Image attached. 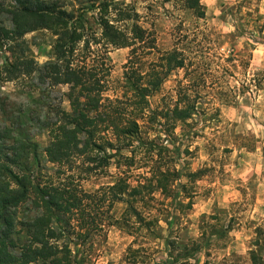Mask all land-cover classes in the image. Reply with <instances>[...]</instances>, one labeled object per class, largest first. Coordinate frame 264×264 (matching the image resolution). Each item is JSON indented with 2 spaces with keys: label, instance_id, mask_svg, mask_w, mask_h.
I'll return each mask as SVG.
<instances>
[{
  "label": "clouds",
  "instance_id": "1",
  "mask_svg": "<svg viewBox=\"0 0 264 264\" xmlns=\"http://www.w3.org/2000/svg\"><path fill=\"white\" fill-rule=\"evenodd\" d=\"M114 4L128 15L113 24L117 12L109 9V24L123 35V43L114 45L99 25L88 33L85 24L86 34L77 41L68 68H96L97 79L104 77L98 94L103 107L92 117L105 108H120L119 128L128 129L131 122L137 131L126 132L118 143L116 127L107 126L99 135L113 147L69 157L62 169L47 165L53 188L74 191L78 197L105 198L100 211L111 218H103L83 247L69 243L72 256L79 252L77 258L87 257L88 264H264V0H114ZM44 15L47 26L33 17L19 37L25 55L38 69L64 65L53 50L60 34L71 32L74 23L64 28L52 14ZM94 15L87 12L86 18ZM76 31L80 33L79 28ZM12 43L9 40L5 47ZM129 61H134L131 67L140 77L139 88L125 79L129 70L124 65ZM5 67L0 57V72ZM32 76L35 79L37 73ZM19 81L28 78L22 74L0 84V97L19 99L26 109H35L39 90L27 98ZM70 87L59 85L54 93L69 114L71 102L65 94ZM142 89L150 94L141 99ZM165 111L167 121L158 114ZM47 136L45 132L34 137L33 143L47 148ZM86 155L110 157L103 176L83 171L95 167L86 162ZM117 160L132 161V166L118 167ZM158 164L162 166L157 173ZM57 170L62 175L55 178ZM126 174L131 179L125 180ZM161 174L170 176L171 195L156 187ZM121 180L130 186L128 191L148 181L156 189L149 207L133 206L140 220L128 210L126 194L112 199L110 190ZM33 203L39 201L30 193L26 206L31 209Z\"/></svg>",
  "mask_w": 264,
  "mask_h": 264
},
{
  "label": "trees",
  "instance_id": "2",
  "mask_svg": "<svg viewBox=\"0 0 264 264\" xmlns=\"http://www.w3.org/2000/svg\"><path fill=\"white\" fill-rule=\"evenodd\" d=\"M5 1L7 0H0V15L5 14L9 18L11 27L7 28L15 29V31H6V26L0 21V57L4 58L6 64L3 72H0V82L18 80L22 74L30 78L35 71L37 79L44 85L55 87L69 84L71 86L66 94L71 102V113L58 109L54 119H49L44 125L50 139L44 153L50 164L62 169L64 164L70 163L69 157L78 158L85 153H91L93 149L103 152L105 146L113 147V144L106 143L104 137L99 135L107 130V126L116 127L118 143L126 132L137 131L131 122H129L130 128H119V125L123 123L120 108H105L102 113L92 117L90 115L92 112H97L103 107L99 104L98 94L104 87L100 83L104 77L100 76L97 79L96 68L91 71H85L83 68L78 70L68 68L77 41L86 34L84 32V25L87 24L85 11L74 8L72 12L62 11L66 5L60 0H10L14 4L6 6ZM110 8L113 12H117L113 24L127 19L128 15L125 11H119V5L114 4V0H101L95 7L99 10L97 25L103 28L104 36L115 45L123 43V35L109 24ZM44 14H52L54 21H59L64 28H67L68 22L74 21V23L71 32L64 31L60 34V39L53 50L57 61L64 60V65L49 64L43 69H38L25 55L27 49L24 43L19 41V37L22 35V29L28 26V21L33 17L41 21V26H47ZM77 28L80 29L79 34H77ZM91 32L92 30L88 28V33ZM92 39L93 43H100ZM9 40L13 43L5 47ZM88 52L89 46L86 41L83 55L86 57ZM133 63L134 61H129L127 65H124L129 70L125 72V79L133 87L139 88L140 77L137 71L132 69ZM99 71H105L102 62L99 64ZM140 91L141 99L143 95L150 94L147 89ZM82 98H85L84 103H81ZM158 114L167 121V111ZM98 140L101 143H96ZM36 151L37 145L29 139L19 135L13 136L12 130L6 127L0 128V264H84L83 258H77L80 257L79 252L76 256H72L68 244L75 246L85 243L93 232L98 231V224L107 217V212L100 211L105 198L96 200L86 196L78 197L74 191L53 188V176L42 175L39 164L34 166L30 160ZM108 159L110 157L86 155V162L95 167L83 171L87 174H97V169H100L99 172H103L102 169L107 165ZM130 164L132 165V161ZM160 166L162 165L156 166L157 173ZM55 174L58 178L62 172L57 170ZM153 179L156 177L154 176ZM125 180H121L116 188L110 190L112 199H120V194H126L128 210L140 220L141 217L133 206L137 203L145 206L147 204L145 198H151V193L156 189L153 188L152 182L148 181L145 186L128 191L130 186ZM169 180L170 176L162 174L157 180L156 187L163 189L162 194H171L167 186ZM13 184L17 186L15 189L11 187ZM30 193L36 195L39 203H33L32 206L36 213L22 221L18 218V210L20 206L28 202ZM94 206H97L96 209H93ZM110 208L111 205H109ZM41 209H43L42 212ZM94 210L101 212L102 215V218L97 221V217L92 215L96 212ZM107 218L110 220V217ZM17 226L18 231H16ZM147 226L151 227V225ZM60 240L66 242L59 245Z\"/></svg>",
  "mask_w": 264,
  "mask_h": 264
},
{
  "label": "rangeland",
  "instance_id": "3",
  "mask_svg": "<svg viewBox=\"0 0 264 264\" xmlns=\"http://www.w3.org/2000/svg\"><path fill=\"white\" fill-rule=\"evenodd\" d=\"M61 3H64L66 7L74 8L75 10L79 11H85V19L87 21V24L89 25V28L92 30V27L97 25L96 19H97V11L95 7L99 4L101 0H60ZM73 3L79 5V8L73 7ZM14 2L7 0L5 1L6 5H13ZM87 12H96V15L92 17L86 18ZM0 21L1 23L10 28L11 23L9 18L5 14L0 15ZM30 55V54H29ZM5 82H0V84H3ZM21 85H23V94L27 98H31L32 95L39 90L40 92V99L38 101H34V103L37 105L35 109L31 108H25L22 101L19 99L15 101H10L7 97H0V128H3L4 123H7V129H11L12 133L15 132L16 136H21L23 138L29 139L31 142H33L34 137L42 136L45 132L48 133V131L45 129V123L49 119H54V115L58 109H62L60 107L61 104V97L59 95H55V91L57 89V86L55 87H49L47 85H44L39 82L37 79V76L35 79H33V76L28 78V82L19 81ZM67 94V93H66ZM65 94V95H66ZM167 105H165V108ZM64 110V109H62ZM48 145L50 142L49 135L47 136ZM36 144V143H34ZM37 145V151L33 157L30 158L31 162L35 166L36 164H39L40 166V173L42 175H45L46 177L48 175V172L51 171L47 167L48 164H50L44 153V149L41 150L40 146ZM123 163L125 167L130 168L132 165L130 164V161H123V160H117V166L119 167L120 164ZM97 178H100L104 175L103 172H98L95 174ZM51 177V176H50ZM55 178L56 174H55ZM127 179H131V177L125 176ZM54 180V177H52ZM165 196H168L166 194H163ZM171 195V194H169ZM185 195H189L188 190H185ZM147 204L144 206L145 208L149 207L150 205V198L147 199ZM27 203L19 207V214L18 218H20L22 221H25L32 217L33 214L36 213L35 209L33 207L29 209L27 206ZM97 206H94L93 209H96ZM96 212H93V216H96L97 219L102 218L101 212L94 210ZM111 219V218H110ZM19 227L17 226L16 231H18ZM257 232H260V229H257ZM94 233H97V231L93 232L90 235V238ZM89 238V239H90ZM89 239L85 243L79 244L81 247H83L85 244L88 243ZM80 255V253H79ZM84 260V264H88L87 257H82Z\"/></svg>",
  "mask_w": 264,
  "mask_h": 264
}]
</instances>
